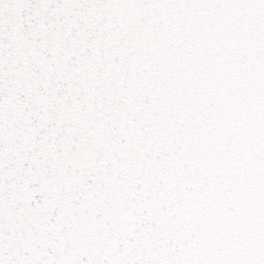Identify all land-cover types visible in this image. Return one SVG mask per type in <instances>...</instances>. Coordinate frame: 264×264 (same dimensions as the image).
<instances>
[{
	"label": "snow or ice",
	"instance_id": "obj_1",
	"mask_svg": "<svg viewBox=\"0 0 264 264\" xmlns=\"http://www.w3.org/2000/svg\"><path fill=\"white\" fill-rule=\"evenodd\" d=\"M0 264H264V0H0Z\"/></svg>",
	"mask_w": 264,
	"mask_h": 264
}]
</instances>
